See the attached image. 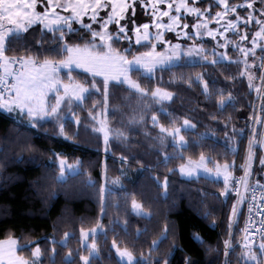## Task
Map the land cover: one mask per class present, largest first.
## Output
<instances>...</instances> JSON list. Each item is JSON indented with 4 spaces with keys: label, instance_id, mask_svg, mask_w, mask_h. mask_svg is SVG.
Instances as JSON below:
<instances>
[{
    "label": "trees",
    "instance_id": "obj_1",
    "mask_svg": "<svg viewBox=\"0 0 264 264\" xmlns=\"http://www.w3.org/2000/svg\"><path fill=\"white\" fill-rule=\"evenodd\" d=\"M210 2L214 0H200L197 6L205 8ZM219 10L212 8L213 14ZM194 19L185 16L182 22L192 24ZM40 28L34 25L27 39L31 48L28 54L38 55L42 61L53 57L46 51L51 33L42 36ZM110 29L114 32L116 26L110 25ZM78 36L79 33L69 34L67 39L71 44L83 45L85 41ZM190 36L179 40L172 33H165L166 39L183 45L202 44L210 56L214 40ZM87 37L91 38L90 33ZM41 39L43 46L36 44ZM113 47L121 53L129 48L126 53L129 58L148 50L126 40L116 41ZM226 51L233 60L240 58L231 46ZM6 54L25 55V49L12 44ZM242 70L243 64L227 60L216 64L180 60L156 68L150 77L132 71V78L149 90V96L142 100L125 85L111 82L107 121L113 133L123 131L127 141L113 136L107 152L102 134L93 132L95 121L89 115L104 111L103 80L98 77L95 81L100 92L91 88L93 76L71 70L72 80L86 85L90 92L80 102L65 98L60 119L45 118L36 128L30 125L27 116L0 110V240L15 238L19 254L29 259L38 246L39 264H82L80 258L87 251L81 244V228L92 229L99 224L103 231L95 238L98 254L91 257L90 264H123L114 253L113 241L132 252L135 264H164L165 259L169 264H185L188 259L192 264H224L223 242L231 231L235 250L228 259L230 264H243L238 259L241 250L235 246L242 224L240 214L229 229L236 196L230 192L221 203L214 191H223V180L205 176L185 180L178 172L182 164L189 159L198 160L201 154L208 158L210 167L215 168L217 161L223 164L235 160L234 173L242 172L239 166L253 124L250 117L258 114V97L248 88L246 77L239 75ZM253 71L260 73L259 67ZM198 75L208 82V95L197 81ZM189 80L193 82L191 86ZM157 87L173 93V99L157 103L151 98ZM221 92L225 97L229 93L233 96L224 107L218 103ZM154 114L158 118L155 126ZM76 117L80 119L79 125ZM133 117L136 123H130ZM185 119L195 127L182 128L181 135L186 141L183 146L160 133L159 125L181 127ZM61 122L65 124L64 135L59 132ZM234 128L237 134L241 130L243 133L234 135ZM237 141L239 155L233 156L230 149ZM54 153L62 154L69 164L81 161L77 172L58 179L60 169ZM257 153L254 174L264 182V174L258 172L261 157L258 148ZM122 156L127 159L121 160ZM133 199L142 204L147 215L132 211ZM153 241L157 242L155 246Z\"/></svg>",
    "mask_w": 264,
    "mask_h": 264
},
{
    "label": "snow or ice",
    "instance_id": "obj_2",
    "mask_svg": "<svg viewBox=\"0 0 264 264\" xmlns=\"http://www.w3.org/2000/svg\"><path fill=\"white\" fill-rule=\"evenodd\" d=\"M199 3L200 0H0V109H5L8 112L18 110L19 114L28 117V122L33 128L38 127L40 121L45 118L60 119L61 103L65 97L70 96L77 101H83L84 94L90 92L89 87L79 82L63 84L59 76L60 70L68 69L71 81L72 67L81 68L93 76L91 88L97 92H100L101 89L98 87L95 77H103L104 111L100 115L104 118L97 121V117L91 112L89 115L99 124V127L93 126V132L103 134L105 152H107L110 139L113 136L121 141H127L125 133L120 130L113 133L107 121L111 82L126 84L128 90L133 94H138L141 100L147 98L149 90L142 87L137 80H133L130 72L139 71L141 75L150 77L154 74L157 66L179 59L181 45H173L170 41L165 40V32H176L178 37H189L190 34L186 30L191 27L196 37L207 35L216 40L217 47L228 49L231 45L241 58L233 60L227 51L220 53L217 58L214 48L212 50L213 59L210 63L216 64L221 60H227L229 63L243 64V70L239 75L246 77L248 88L254 90L261 100L260 114L250 117L254 125L258 124L261 127L259 129L254 126L251 128L243 162L239 166L243 175L239 178L234 175L235 160L231 163L226 161L223 164L217 161L214 169L207 168L209 161L203 154L200 155L199 161L189 159L187 165L182 164L180 171L187 175L194 174L200 168H204L209 173L214 171L216 177L223 178L224 188L220 195L227 197L230 192H235L237 199L231 208L229 229H232L235 218L239 214V206L248 201V193L251 192V202L248 203L249 217L243 229L244 236L238 259L242 260L243 264H262L264 262V207H262L264 205V184L257 180L256 184L252 185L249 178L252 175L254 159L258 154L257 145L260 149H264V0H243L242 3L214 0V3L210 2L205 8L197 6ZM137 5L144 9L151 8V25L149 23L136 25L135 20L131 19L133 28L129 29L127 23L122 24L121 21L128 19V13L134 17ZM162 5H166V7H161ZM213 7H218L220 10L213 14ZM239 9H244L247 15L242 16ZM186 15L193 16L196 22L191 25L182 23V19ZM86 17L90 22H85ZM164 18H167V22L164 21ZM253 22L257 26V30L251 34V47H247L245 42L249 41L248 26ZM75 24H79L80 29L75 28ZM211 24H215L217 27H210ZM34 25L41 26L42 36L45 33H51L50 44L46 51L53 58L46 57L41 61L38 55L28 54L31 48L27 34ZM94 25H98V28ZM110 25L116 26L115 34L110 31ZM242 26L245 29L243 32H241ZM150 27H155L157 31L152 33ZM129 31L135 34L136 44L148 48L147 51L134 55L132 60H129L126 55L129 48L124 49V53H121L113 47V44L118 40L130 41ZM77 33H79L78 38L85 41L83 45L69 43L67 39L69 34ZM88 33H90V39L87 37ZM229 33L237 36L238 39H230ZM161 42L167 45L165 53L156 50L157 44ZM12 44L23 47L25 55H6ZM36 44L43 46L44 40H37ZM257 49L260 50L259 55ZM193 53L202 56L205 61L208 60L207 51L202 44L194 43L186 54L192 55ZM55 57L60 58L56 59ZM250 58H252L251 61ZM257 61H259L258 64ZM17 65L18 67H16ZM257 67L260 69L259 75L253 71ZM196 79L203 84V91L205 95H208V82L201 75H198ZM231 79L234 80L235 77H231ZM257 79L261 81L260 84L255 83ZM188 83L191 86L193 82L189 80ZM61 86L63 95L60 94ZM50 91L56 92L55 104L51 105L48 103ZM173 95L160 87L151 92V98L157 103L172 100ZM232 100L231 93L225 97L221 92L218 103L224 107ZM69 102L71 103V100ZM140 121H143V116L140 117ZM136 122L135 117L130 121V123ZM76 123L80 124L79 117H76ZM152 123L154 126L158 123L155 114L152 116ZM185 127L194 128L195 125L187 119L184 120L181 127L167 128L163 124L159 125L161 134L166 133L172 136L181 146L186 143L184 136L181 135L182 128ZM65 131V124L61 122L59 132L64 135ZM233 132L234 135H239L243 133V130L237 134L234 128ZM65 138L69 139L70 137L65 135ZM239 148L240 143L237 141V144L230 149L233 156L239 155ZM53 155L59 160L60 177L58 179H62L68 172L76 173L78 166L82 163L78 160L76 165L68 164L66 158H62V154L54 153ZM126 159L127 157H121V160ZM259 163L264 168V156L260 157ZM165 187H167V177H165ZM258 189L259 193H257ZM131 207L132 211L137 214L143 208L142 204L135 199L132 200ZM104 211L102 197L101 213L103 214ZM254 212L260 216L259 227L255 232L250 227L255 225V221L252 220ZM99 230V224L90 231L81 228L83 239L87 240L90 237L93 239L91 245L93 250L97 247L95 236ZM257 233H259L258 244L254 239ZM232 236L233 233L230 231L229 239L223 242L226 257L224 264H230L228 257L235 250ZM156 243L153 241V246ZM113 246L116 247L115 241H113ZM116 250L121 260L127 257V264H135L132 252L127 249L121 250L119 247ZM31 256L32 259H29L19 254L16 239L8 237L5 240H0V264H39L41 252L38 246L33 249ZM80 259L84 264H90L88 256H82ZM164 264H169V261L165 259ZM185 264H192V262L188 259Z\"/></svg>",
    "mask_w": 264,
    "mask_h": 264
},
{
    "label": "rangeland",
    "instance_id": "obj_3",
    "mask_svg": "<svg viewBox=\"0 0 264 264\" xmlns=\"http://www.w3.org/2000/svg\"><path fill=\"white\" fill-rule=\"evenodd\" d=\"M242 3V2H241ZM161 7H166V5H162ZM259 7V6H258ZM42 10V9H41ZM243 10V9H242ZM151 8H148V9H144V8H141L139 5H137V8H136V13H135V16L133 17L132 16V14L131 13H128L127 15H128V19H126L125 21H121V23L122 24H124V23H127V25H128V28L129 29H131V28H133V25L131 24V22H130V20L131 19H134L135 20V22H136V25H140V24H143V23H149L150 25H151V20H152V17H151ZM248 11H251V10H248ZM240 14L242 15V16H246L247 15V12H245V11H243V12H240ZM102 15H103V13H102ZM256 15L258 16L259 15V13L257 12L256 13ZM187 16V15H186ZM185 17V16H184ZM189 17H192V18H194L193 16H189ZM164 21L165 22H167V18H164ZM85 22L87 23V22H90L89 20H88V18L86 17L85 18ZM196 21H195V19H194V22L193 23H195ZM182 23H184V22H182ZM192 23V24H193ZM223 23V22H222ZM189 25H191V24H189ZM74 26H78V27H80V25L79 24H75ZM94 27H96V28H98V25H94ZM210 27H217L215 24H211L210 25ZM245 29H244V27L242 26L241 27V32H243ZM255 30H257V26L254 24V22H253V24L252 25H250V26H248V33H249V41L248 42H245V46H247V47H251V43H250V38H251V34L255 31ZM110 31H111V29H110ZM150 31L152 32V33H155L156 31H157V29L155 28V27H150ZM186 31H188L189 32V34H191L192 36H194V37H196L195 35H194V31L191 29V27L189 28V29H187ZM115 32H116V30H114V32H113V34H115ZM165 33H172L175 37H177L179 40L180 39H188V38H191V36H189V37H183V36H180V37H178L177 36V33L176 32H165ZM128 35L131 37V40L129 41V40H126V42L127 43H129V44H136L135 43V34L133 33V32H131V31H129V33H128ZM229 35V38L230 39H233V40H236V39H238V37L237 36H235V35H232L231 33H229L228 34ZM204 37H209V36H207V35H202L201 37H199V38H204ZM211 38V37H210ZM165 40H167V41H170V43L171 44H173V45H176V44H179V45H181V52H180V57H179V59H174L171 63H166V64H164V65H159V66H157V68H159V67H165V66H171V65H173V64H175V63H177V62H179L180 60H189V61H205L203 58H202V56H200V55H197L196 53H193L192 55H187L186 53H187V51H188V49L190 48V47H192L194 44H186V45H183L180 41H171V40H168V39H166V37H165ZM221 43L223 42L222 40L220 41ZM231 46V45H230ZM232 47V46H231ZM215 48V51H216V54H217V58H219V54L220 53H223V52H225L226 51V49L225 48H221V47H217V41L216 40H214V47L212 48V50ZM158 52H162V53H165L166 52V50H167V45H165V44H163L162 42L161 43H158L157 44V49H156ZM212 50H211V52H210V56H208V60L207 61H211L212 59H213V56H212ZM259 51V49H257V52ZM139 54V53H138ZM170 54V53H169ZM136 55V54H135ZM134 56V55H133ZM133 56L132 57H128V59L129 60H132V58H133ZM241 58V57H240ZM251 59L252 58H250V61H251ZM258 63H259V61H258ZM71 70H77V71H81V72H85L83 69H81V68H76L75 66H73L72 67V69ZM254 70V69H253ZM86 73V72H85ZM87 74H89V75H91L90 73H87ZM59 76H60V79L62 80V83L63 84H69V83H74V82H79V81H75V80H69V70L68 69H61L60 70V73H59ZM64 76H66V77H64ZM92 76V75H91ZM130 76H131V72H130ZM98 78H100V79H102L103 80V77H100V76H97ZM131 78H132V76H131ZM133 79V78H132ZM134 80V79H133ZM112 82H114V83H117V82H115V81H112ZM79 83H81V82H79ZM255 83L256 84H260L261 83V81L259 80V79H257L256 81H255ZM123 85H125L126 87H128L126 84H123ZM86 86V85H85ZM87 87V86H86ZM156 89V88H155ZM154 89V90H155ZM254 91V90H253ZM254 93H255V95H256V97H258L257 96V94H256V92L254 91ZM60 94L61 95H63V87L61 86L60 87ZM86 94L87 93H85L84 94V96H86ZM55 97H56V92L55 91H50L49 93H48V103L51 105V104H55ZM65 98H69V99H73V100H75V101H77L74 97H65ZM258 100V102H257V104H258V106L256 107L257 108V111H258V114H256V115H259L260 114V105H261V101L259 100V97L257 98ZM165 101H168V100H165ZM77 102H80V101H77ZM1 111H3V112H5V113H11V114H13V113H17L18 112V110L17 111H13V112H8L7 110H5V109H0ZM19 113V112H18ZM102 112H99L97 115H96V117H97V121L98 120H100V119H103L104 117L102 116V115H100ZM97 121H95V127H99V124L97 123ZM256 127V128H259L260 127V125H258V124H256V125H254V124H252V127ZM251 127V128H252ZM168 135V134H167ZM102 136H103V134H102ZM170 136V135H169ZM170 137H172V136H170ZM104 139V138H103ZM175 141V140H174ZM176 142V141H175ZM177 143V142H176ZM257 148L258 149H260V147H259V145H257ZM261 150V157L262 156H264V149H260ZM189 161V160H188ZM188 161L184 164V165H187V163H188ZM193 161H199V159L198 160H193ZM69 164V163H68ZM58 165H59V160H58ZM72 165H75V164H72ZM207 168H209V169H214L213 167H210V166H208L207 165ZM60 169V168H59ZM78 169V168H77ZM178 172H179V175H180V177L182 178V179H185V180H188V179H193V178H197V177H199V176H205V177H209V178H214V179H220V180H223V178L222 177H216L215 176V172L213 171L212 173H209V172H207V171H205L204 170V168H200V169H198L194 174H192V175H187V174H185V173H182L181 171H180V167H179V169H178ZM258 172H261V173H263L264 174V168H262L261 167V165H260V163H259V166H258ZM71 172H68V173H66L65 174V176L62 178V179H64L66 176H67V174H70ZM59 177H60V173H59ZM114 182L115 183H118L119 182V180H114ZM221 200V203H223L222 202V199H220ZM132 208V207H131ZM135 213V212H134ZM135 214H137V213H135ZM239 214L241 215V217H242V208H241V205L239 206ZM238 214V215H239ZM138 215H147V213H146V211H144L143 209H142V211L138 214ZM100 226V230L97 232V234H96V236L99 234V233H101L102 231H103V228L101 227V225H99ZM97 227V226H96ZM91 229H86L85 231H90ZM96 236H95V238H96ZM5 239H7V238H5ZM5 239H2V240H5ZM15 239V238H14ZM65 240L66 239H63L62 240V243H65ZM92 243H93V239L90 237V238H88L87 240H85V239H83L82 237H81V244H82V247L83 248H85L86 249V253H83L82 254V256H88L90 259H91V257H94V256H97V249H95V250H93L92 248H91V245H92ZM259 243V242H258ZM257 243V244H258ZM118 246L116 245V247H114L113 246V244H112V248H113V250H114V253H115V255H116V257L118 258V260L121 262V263H123V264H127V257H125L123 260H121V258H120V256H119V254L117 253V250H116V248H117ZM120 248V247H119ZM35 249V248H34ZM121 250H124V248H120ZM81 256V257H82ZM82 264H84V262L82 261Z\"/></svg>",
    "mask_w": 264,
    "mask_h": 264
},
{
    "label": "built area",
    "instance_id": "obj_4",
    "mask_svg": "<svg viewBox=\"0 0 264 264\" xmlns=\"http://www.w3.org/2000/svg\"><path fill=\"white\" fill-rule=\"evenodd\" d=\"M7 55V54H6ZM9 56V55H8ZM18 67V65L16 66ZM255 164H256V158L254 159V162H253V171H252V175L250 176L249 178V181L252 185H255L256 184V176H255ZM234 175L239 178L241 175H243V172L241 173H234ZM261 182V181H260ZM261 184H264V182H261ZM219 197L220 199H222V202L224 201L223 199V196L220 195V193L222 191H218V190H215L214 191ZM257 193H259V189L257 190ZM233 195H235V192H232ZM236 196V195H235ZM248 201H246L244 204H241V208H242V224H241V228H240V236H239V239L236 243L235 246H238V248L241 250V243L243 241V236H244V232H243V229L245 227V224L246 222L248 221V217H249V212H248V203L251 202V192L248 193ZM237 199V198H236ZM262 207H264V205H262ZM252 220L255 221V225L254 226H250L251 227V230L253 232L256 231V228L259 227V221H260V216L256 215L255 212L252 214ZM229 239V238H228ZM255 242L258 243L259 242V233L256 234L255 236ZM223 250H224V244H223Z\"/></svg>",
    "mask_w": 264,
    "mask_h": 264
}]
</instances>
